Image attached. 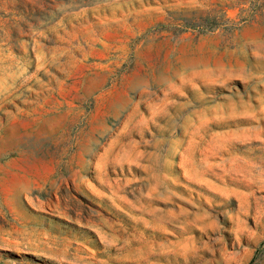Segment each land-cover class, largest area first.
<instances>
[{
  "label": "rangeland",
  "instance_id": "1",
  "mask_svg": "<svg viewBox=\"0 0 264 264\" xmlns=\"http://www.w3.org/2000/svg\"><path fill=\"white\" fill-rule=\"evenodd\" d=\"M0 264H264V0H0Z\"/></svg>",
  "mask_w": 264,
  "mask_h": 264
}]
</instances>
